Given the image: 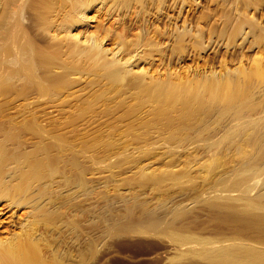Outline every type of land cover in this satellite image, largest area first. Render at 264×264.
<instances>
[{
  "label": "rangeland",
  "instance_id": "obj_1",
  "mask_svg": "<svg viewBox=\"0 0 264 264\" xmlns=\"http://www.w3.org/2000/svg\"><path fill=\"white\" fill-rule=\"evenodd\" d=\"M27 1L10 4L23 7L11 18L21 21L17 32L40 46L56 40L51 47H64L61 58L77 66L59 101L22 87L19 96L16 78L12 91L0 88V149L63 155L47 162L41 181L28 178L21 204L6 209L11 196L0 198V237L37 230L52 264H264V0L54 5L49 33L40 29L45 7ZM91 36L123 79L109 81L101 57L93 64L69 48H87ZM0 55L5 64L9 55ZM7 63L6 74L15 66ZM137 80L177 97L159 113ZM6 163L9 172L16 166ZM8 178L6 186L18 181Z\"/></svg>",
  "mask_w": 264,
  "mask_h": 264
},
{
  "label": "bare ground",
  "instance_id": "obj_2",
  "mask_svg": "<svg viewBox=\"0 0 264 264\" xmlns=\"http://www.w3.org/2000/svg\"><path fill=\"white\" fill-rule=\"evenodd\" d=\"M14 1L15 0H0V39L5 38V41L7 40V42H9V43H5V41H4V43L2 44L3 46L2 47L0 46L2 48V49L0 48V50H1L0 54L3 53L5 55H9V57L6 56L7 58H4V60L6 59L5 62L7 63V61H10L11 63L13 62L15 64V66L13 68L11 67L8 70L7 74H6L5 71H3L2 68H0L4 72V74H6V75H4V74H2L3 73L2 71L0 72V74L3 75V76L2 75L0 76V77H2V78H0V85H4V84L6 85V86H1L0 88L2 89V87H3V89H4V87H5L6 88V92H9L8 89L9 88L11 89V87H13V86H11L12 85L11 81H12V79L15 80V78H16L17 79L16 84L19 82V84H17L18 86L16 87L18 91L20 89L18 87H22L24 90L27 89L26 91L28 93H30V95H31V92L34 91V92H36V94L39 93V95H42V97L43 96L44 97L45 96H47V97L49 96L48 99H49V102H51L52 99L50 100V98L55 97V96L57 97V94L59 93L58 89L59 88L62 89V88H64L65 85H67V83H68L67 82V79H68L67 76H68V74H71L72 69L76 70V66L77 65H74L75 68H72L73 64H72V66H69L68 62H66V60L64 58L63 59L61 58V56H63V54L66 55V53L63 52V48L64 47L63 48L59 47L63 53L60 51V49L57 50L58 48L57 49L56 48H54V49L52 48L53 46H56L58 44V43L55 44L57 42L56 40L55 41L53 40L55 42L54 45H53V42L51 43V40H49L50 43L47 42V43H45V45L40 46V45L36 44V40H37L38 37L37 38L34 37V35H32L33 33L31 34L33 37L26 36V34H25V36H26L25 38H27V39L24 40V38H23L24 36L23 37L21 36L24 33L19 34L17 32V30L19 31V29H18L19 26L18 25H19V21L20 20L17 22V18H15L16 20L14 22L11 21V18H13L16 13H18L19 11L21 13V11L23 10L22 9L23 7L21 9H19V10H15L12 6H10V4H12ZM28 1H27V5H28ZM32 2L34 4V2H36V0L35 1L31 0V3ZM40 2H41L40 5H42L41 7H43V8L39 7L40 5H38L37 7L41 8V10H43L44 7H45V9H44V11H41L40 9H38L37 10L38 12L41 11L40 14L38 12H36V10H35V12L40 15L39 17H41V18L43 17L42 19L44 21H42V19H41V21L40 20L39 21L43 22L44 25L42 24L43 28H41L42 26L40 25V23L38 21V23H39V25L41 27L39 25H37V26H39L40 29H44L45 31H48V33H49V32H51L52 28L56 25L55 24L56 21L55 22L50 21V19H48L49 16H46L47 11L49 9H54V7H53L54 5H56V6H70L72 9H76L78 7H81V6H85L86 4H88L90 2V0H40ZM25 3H26V1H25ZM34 8H35V6H34ZM35 9H37V8H35ZM36 13H33L35 15L32 14V17L36 16L37 15ZM32 17H30L31 21L34 20V18L32 19ZM31 21H30V23H31ZM36 23H37V21H36ZM21 25H20V27H22ZM52 25H53V27H52ZM30 26H32V29H31V31H32L34 25H30ZM36 27H34L35 28L34 32L37 34L38 31H36V30L39 29V28H36ZM22 30H24V28H22ZM22 30H20V31L23 32ZM45 31H39V33L40 32L43 33ZM24 32H26V31H24ZM39 33H38V36L41 37V38H39L40 41H41V39H42V41H45V39L43 40V38L46 37V36H44L46 34L39 35ZM42 35H43V38H42ZM54 37H55V35H51V39L54 38ZM21 38H23V40L25 41V42L23 41V44L20 43ZM92 40H93L92 43H90V45L87 48H85V49H82V48L80 49V47L78 46L77 41H73V42L70 41L72 44L69 45V43H68V45L70 47L68 45L67 46L69 48H72L74 51L75 50H80V52H81V50H84L85 51L84 54H88V56H91V59L89 58L90 60H92V59L94 60V58H95L94 61L92 60L93 64H94L95 62H99V58L100 57L101 58L103 57L102 56L103 49L100 46V44H101V43H99L100 41H98L95 37H92ZM61 41H63L62 38H61ZM61 41H59V42H61ZM61 43H59V45ZM4 44L6 45V47L4 46ZM63 44H64V42H63ZM64 50H66V49H64ZM73 50L71 52H73ZM84 51H82V52H84ZM80 52H78V53H80ZM82 52H81V54H82ZM71 54L72 53H70V56H72ZM5 55H3V56H5ZM88 56L86 55V58H85L86 61L88 59ZM1 57L2 56L0 55V60H1V63H2L3 59ZM83 57H85V56H83ZM81 59L83 60V58H81ZM103 60L104 59L102 58L101 59L102 63L106 61V60L105 61H103ZM92 61H90V63ZM11 63H9V64H11ZM90 63H87L86 65H88ZM99 63H101V62H99ZM2 64L5 65L4 63H2ZM2 64H1V66H2ZM7 64L5 65L6 67H8ZM104 64L105 63H103V66L101 64H99V66H102L104 68V67H106L107 65H109L111 63H109V61L107 63V61H106V64H105L106 66ZM5 66L4 67L2 66V67L6 68ZM54 66L55 67L58 66L59 69L60 68L61 69L57 73L55 72V74L54 73L51 74V71L53 70ZM90 66H92V65L90 64L88 66V68ZM70 68H72V69H70ZM78 68L80 69L79 66H78ZM94 68H92V69H94ZM96 68H99V67H96ZM107 69H106V71H104L105 74L102 73V72L101 73L104 74L108 78L109 81L114 82V81H118L120 79H123L122 78L123 77V69H121L119 67L118 68L117 67H115V68L111 67V69H109V68H107ZM4 70H6V69H4ZM69 70H71L70 73H69ZM103 70H105V69H103ZM94 71H95V69H94ZM18 79H19V81H18ZM20 80H21V82H20ZM138 80H137V82L134 81L135 87H139L141 92H144V93L148 94L149 97L153 98L154 102H157V109H158L159 113H162V111L164 110V106L165 105H171L170 102L172 101V99L177 97L176 94L173 93L174 90L171 87H168V86L165 87V86H163L161 84H156L154 87L150 88L148 86H144L145 84L143 86H141L142 83L140 85L138 83L139 82ZM71 81H69V82H71ZM16 84H14V86ZM70 84H72V83H69V85ZM133 84H132V86H133ZM16 88L14 87V89H16ZM14 89H13V92H14ZM10 91H12V89ZM61 91L62 90H60V93H61ZM19 92H20V94H19V96H20L22 92L21 91H19ZM33 94H35V93H33ZM5 95H7V93ZM1 96H3V95H1ZM22 96H23V94H22ZM24 97H25V94H24ZM33 97H36V96H33ZM57 98H55V100H57ZM39 99L41 100V98H39ZM59 99L60 98H58V101H59ZM228 99L231 101V100L234 99V97L232 95H229ZM64 102H65V100H64ZM64 102H62V104ZM54 103H56V102H54ZM33 105H35V104H33ZM57 105L58 104H56V106ZM185 105H186V103H185ZM58 107H59V105H58ZM45 110H44V112H45ZM32 112H34V111H32ZM54 112H55V110H54ZM47 114H48V112H47ZM34 115H35V113H34ZM44 115H46V114H44ZM31 116H32V113H31ZM35 116H32V121L34 120L33 117H35ZM36 117L38 118L40 116H36ZM49 117L52 119L51 115ZM53 117H54V115H53ZM61 117H62V115H61ZM57 121L58 120H56V122ZM53 122L55 123V125L57 124L55 122V120H53L51 123H53ZM36 123H34V124H36ZM47 123H48V121H47ZM26 124H27V122H26ZM261 125H263V124H261ZM24 127H25V125H24ZM38 127H39V125H37V127H34L35 131H37L36 128H38ZM263 127H264V125H263ZM29 128H31V127H29ZM44 128L45 127H43L42 129H44ZM53 129H55V128H53ZM57 129H60V128L58 127ZM38 131L41 133L42 130L39 129ZM38 131L36 132V134L38 133ZM48 131L47 132L45 131V132L49 133L51 135V132H50L49 129H48ZM55 132H52V133L54 134ZM40 133H38V134L40 135ZM60 151L61 150L57 149L56 154H50V152L48 150L44 151L43 153H40V154H38L35 151L34 152H19L18 151V152H13L12 154H8L3 149H0V198L4 197V196H7V195L11 196L10 197L11 201L5 206L6 209H7L8 206H12L13 207V206H17V205L21 204V202H22L21 200L25 199V197L27 199L30 196L28 194V192H27V188H28L27 180H28V178L31 177L37 182L41 181V179H42V177L44 175V171H45V167L47 165V162H49V160L50 161H55V160H57L59 158H62V157H60V155L62 154V152H60ZM61 156H63V155H61ZM10 159L13 160V161H16V166L13 167L11 172H9L10 170H8V169L3 167V164L6 163L7 161H10ZM74 159L76 160V157ZM76 162H79V161L77 160ZM20 165H23L22 166L23 168L22 167L19 168ZM4 166H5V164H4ZM24 166H25V168H24ZM17 168H18V170H20V171H18L19 173L17 172ZM6 170H8L7 172H9V173H6ZM6 175L9 176L12 180L13 179H18L17 183L15 182L14 185H12L11 187L9 186V184H8L9 187L6 186L5 180H3V177L6 178ZM8 180H9V178H8ZM16 197H18V198H16ZM27 229L26 230L22 229L20 232L11 231L10 235H8V236L6 235V236L0 237V264H52L53 263V262H49L48 258H46L47 255H45V252L43 250V246L42 247L40 246L41 245L40 242H39L40 237L38 239L39 235H37V233H36L37 230H32L33 228L32 229L31 228H27ZM221 262H222V264H233V262H232L230 257L227 259V261H226V258H223L221 260ZM56 264H58V263H56ZM246 264H260V262L258 260L253 259V260H249Z\"/></svg>",
  "mask_w": 264,
  "mask_h": 264
}]
</instances>
